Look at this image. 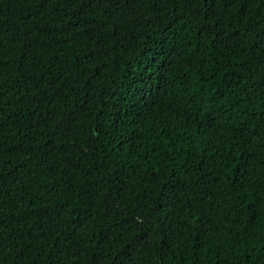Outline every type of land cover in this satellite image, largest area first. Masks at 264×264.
<instances>
[{
    "label": "trees",
    "instance_id": "16d2710c",
    "mask_svg": "<svg viewBox=\"0 0 264 264\" xmlns=\"http://www.w3.org/2000/svg\"><path fill=\"white\" fill-rule=\"evenodd\" d=\"M0 264H264V0H0Z\"/></svg>",
    "mask_w": 264,
    "mask_h": 264
}]
</instances>
